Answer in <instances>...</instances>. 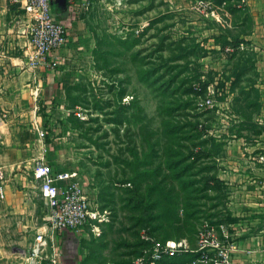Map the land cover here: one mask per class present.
Masks as SVG:
<instances>
[{
	"label": "rangeland",
	"instance_id": "obj_1",
	"mask_svg": "<svg viewBox=\"0 0 264 264\" xmlns=\"http://www.w3.org/2000/svg\"><path fill=\"white\" fill-rule=\"evenodd\" d=\"M207 2L212 8L205 9ZM85 3L86 9L81 15L95 38L96 69L93 76L81 80L80 89L72 94L73 101L80 106L71 111L67 123L59 121L54 125L52 134L59 138L49 150L43 147L42 152L54 160L52 165L57 170L78 172L90 199L96 201L102 212L107 211L108 220L86 224L77 230L60 231L55 242L49 240L44 254L50 256L55 243L67 254L73 253L80 244L84 255L91 257L90 262L93 259L112 261L114 248L119 247V252H132L124 260L133 264L149 244L146 237L164 240V234L139 228L137 236L132 231H124L123 239L118 237L114 241L113 237L118 235L108 230L107 223L114 222L116 230L131 225L120 197L123 186L130 185L120 182L128 178L124 176L122 160L130 158V148L143 149L145 128L151 132L148 135L151 140L158 144V151L170 136L165 131L168 125V128L187 125L178 128V133H171L179 143L192 144L191 140L183 139L188 134L185 131L192 128L189 124H199V129L206 128L207 134L198 141L213 137L224 146V138L239 131L232 129L231 121L238 115L230 103L237 96L233 95V90L244 66L238 62V51L229 56L223 53L229 45L223 46L228 32L222 20L228 14L227 3L217 0H86ZM236 3H232L233 6ZM211 9L217 16H211ZM199 85L201 91L197 89ZM211 85L215 88L214 105L206 108L202 104L209 97ZM64 133L65 139L60 138ZM212 148L210 143L197 144L192 150L199 154L200 150ZM221 151L210 158L217 167L221 164ZM210 159L204 165L210 164ZM259 159L264 163L261 156ZM159 162L155 159L153 167ZM166 174L171 176L167 182L174 187L179 200V217L187 218L192 212L190 206L195 193L194 186L183 190V185L193 177L174 179L173 173L163 168L157 179L163 180ZM32 181L29 191L34 220H31L29 248L46 221L45 204L34 175ZM207 196H216L219 200L201 199L199 202L207 204L201 209L204 216L190 219L197 231L179 239H187L195 245L206 222L216 224L221 220L225 192L211 190ZM217 202L216 208L208 209ZM209 214L213 215L207 217ZM96 226L100 231L95 230ZM12 240L13 237H0L6 249L10 248Z\"/></svg>",
	"mask_w": 264,
	"mask_h": 264
},
{
	"label": "crops",
	"instance_id": "obj_2",
	"mask_svg": "<svg viewBox=\"0 0 264 264\" xmlns=\"http://www.w3.org/2000/svg\"><path fill=\"white\" fill-rule=\"evenodd\" d=\"M85 2L51 0L55 19L67 27L68 41L31 68L34 48L19 30L22 13L9 0H0V182L5 184V197L0 198V237L14 238L9 249L0 241V264H24L34 220L29 191L34 160L44 154L43 147L49 150L59 138L52 134L54 125L67 123L71 111L80 106L72 94L96 69L95 38L81 15ZM238 2L225 7L228 14L222 20L226 39L245 46L237 50L244 69L233 90L237 96L230 103L238 115L231 121L232 129L239 131L224 138L221 164L215 171L226 195L221 219L238 249L232 254V264H262L264 163L259 156H264V0H246L241 7ZM211 16H217L216 11ZM38 127L45 130L46 139L39 136ZM60 138L65 139V133ZM58 233L51 241L58 239ZM54 252L59 253L57 264H82L84 259L80 244L67 254L55 243Z\"/></svg>",
	"mask_w": 264,
	"mask_h": 264
},
{
	"label": "built area",
	"instance_id": "obj_3",
	"mask_svg": "<svg viewBox=\"0 0 264 264\" xmlns=\"http://www.w3.org/2000/svg\"><path fill=\"white\" fill-rule=\"evenodd\" d=\"M20 13L19 30L29 37L34 48L29 65L35 68L42 59L62 48L68 41L67 27L55 19L51 0H9ZM74 2L75 0H70ZM246 0H239L238 6ZM212 8L207 2L206 8ZM210 13L214 12L212 9ZM208 13V14H210ZM245 48L229 44L224 55L234 54ZM198 90H202L199 85ZM215 88L209 86V97L202 106L214 105ZM40 137H45L44 129L38 127ZM264 159V156L262 157ZM34 178L46 208L45 225L38 230L34 243L24 256V264H57L59 253L44 254L53 234L63 230H77L86 224L102 223L108 220L107 211L102 212L96 201H92L77 171H59L46 158L45 154L34 160ZM5 197V184L0 182V198ZM95 230L100 231L96 226ZM148 246L133 264H232V254L237 251L231 232L226 223L206 222L200 231L195 245L187 239L158 240L146 237ZM264 264V246L262 249Z\"/></svg>",
	"mask_w": 264,
	"mask_h": 264
},
{
	"label": "trees",
	"instance_id": "obj_4",
	"mask_svg": "<svg viewBox=\"0 0 264 264\" xmlns=\"http://www.w3.org/2000/svg\"><path fill=\"white\" fill-rule=\"evenodd\" d=\"M237 1L238 0H217L219 3L226 2L229 7H233L232 3ZM239 43L240 42L236 39H226L223 46L226 44L238 46ZM123 92H121V94H124ZM189 125H191L192 128L185 131L188 134L183 139L191 140L192 144L187 145L179 143L176 138L171 136L172 131L178 133V128H184L187 125H173L169 128L168 125L165 131H167L166 135L169 132L170 136L167 137L166 142L158 151V144L151 140L148 136L151 132H149L148 128H145L146 132H143L145 135L143 139V149L130 148V158L122 160V164H125V168L123 167L124 176H128V178H124L120 180V182L121 184L130 183V185L123 186L120 197L123 201L122 209L127 211L125 217L131 225L130 227L123 226L116 230L114 228V222L107 223L108 230H110L114 236L118 235L117 237H113L114 241L118 239V237L123 239L122 233L124 231H132L133 235L137 236L139 234V228H148L151 232L155 230L161 231L164 234V240L183 238V236L188 235V233H195L197 231L195 225L190 222V219L196 217L195 219L197 220L204 216L201 209L203 206L206 207L207 204L206 202L203 204L199 201L203 198H207L211 201L218 199L216 196H207L208 192L211 190H222L221 180L218 178L215 171L217 165L216 163L212 164L214 161L210 158L218 153L220 154L223 142H217L216 138L213 137L200 142L198 140L203 134H207L206 128L200 130L199 124ZM170 128L173 129L168 131ZM47 141H49L48 138ZM208 143L213 145L212 149L200 150L199 154L193 152V146L197 144L205 146ZM155 159H159L160 162L157 164V167L154 168ZM207 159H210V162L208 161L210 164L204 165ZM163 168H166L170 174L173 173L174 179H182L186 177V175L193 177L191 180H186L183 185V190H187L191 186H194L192 191L195 193L193 197L194 203L190 206L192 212L190 214L188 213L187 218L179 217V200L174 193V187L169 186L167 182L171 176L166 174L163 180L157 179ZM193 170L194 172L191 175V171ZM218 205L219 202L208 207V209L211 210ZM106 206H108V204H106ZM186 207L189 208V204H187ZM211 215L213 214H209L207 217ZM220 222H223V220L217 221V223ZM123 224L124 222L121 221V225ZM122 244L126 245L127 248L130 247L129 243L123 242ZM105 245L107 244L105 243L104 246ZM137 253L139 252L137 251ZM131 254L132 252H119V247H115L112 253V261L107 259H104V261L93 259V262H90L89 260L91 257L84 255L82 264H131L129 261L124 260ZM47 263V260L43 261V264Z\"/></svg>",
	"mask_w": 264,
	"mask_h": 264
}]
</instances>
